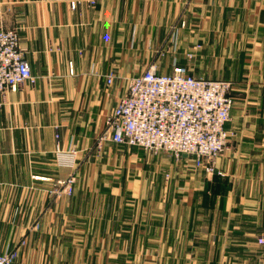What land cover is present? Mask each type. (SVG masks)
Wrapping results in <instances>:
<instances>
[{
	"label": "crops",
	"instance_id": "1",
	"mask_svg": "<svg viewBox=\"0 0 264 264\" xmlns=\"http://www.w3.org/2000/svg\"><path fill=\"white\" fill-rule=\"evenodd\" d=\"M72 1L0 0L36 78L0 95V251L18 249L14 264H264V0ZM175 59L233 84L224 176L100 140L130 80Z\"/></svg>",
	"mask_w": 264,
	"mask_h": 264
},
{
	"label": "built area",
	"instance_id": "2",
	"mask_svg": "<svg viewBox=\"0 0 264 264\" xmlns=\"http://www.w3.org/2000/svg\"><path fill=\"white\" fill-rule=\"evenodd\" d=\"M79 3L72 1L71 8L76 9ZM186 57L193 60L194 52ZM113 79L110 74L109 85ZM26 83L34 85L36 78L20 46L19 33L0 28V95ZM232 88L227 80L195 77L176 59L167 74L153 64L130 80L126 95L106 119L107 129L100 140L109 138L119 146L137 147L150 155L164 153L174 162L203 170L208 176H224L217 161L229 149ZM56 137L59 139L58 134ZM56 155L59 165L76 169L74 149L65 153L57 145ZM76 179L71 175L54 193L72 194ZM18 256L15 248L0 251V264H14Z\"/></svg>",
	"mask_w": 264,
	"mask_h": 264
}]
</instances>
